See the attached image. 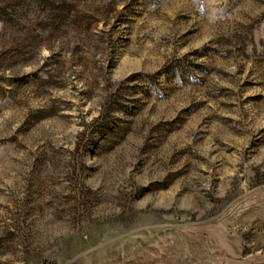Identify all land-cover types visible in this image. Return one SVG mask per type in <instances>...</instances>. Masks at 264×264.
Segmentation results:
<instances>
[{
  "label": "rangeland",
  "instance_id": "1",
  "mask_svg": "<svg viewBox=\"0 0 264 264\" xmlns=\"http://www.w3.org/2000/svg\"><path fill=\"white\" fill-rule=\"evenodd\" d=\"M0 264H264V0H0Z\"/></svg>",
  "mask_w": 264,
  "mask_h": 264
}]
</instances>
